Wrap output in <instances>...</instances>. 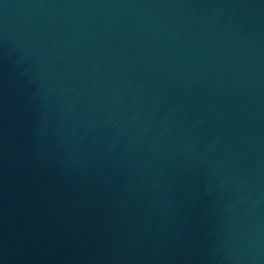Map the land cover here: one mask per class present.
I'll return each instance as SVG.
<instances>
[{
    "label": "water",
    "instance_id": "obj_1",
    "mask_svg": "<svg viewBox=\"0 0 264 264\" xmlns=\"http://www.w3.org/2000/svg\"><path fill=\"white\" fill-rule=\"evenodd\" d=\"M0 264H264V0H0Z\"/></svg>",
    "mask_w": 264,
    "mask_h": 264
}]
</instances>
